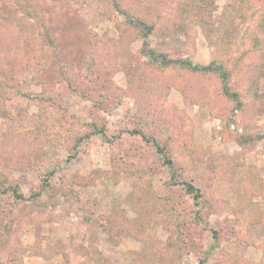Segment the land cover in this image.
Segmentation results:
<instances>
[{"label":"rangeland","instance_id":"1","mask_svg":"<svg viewBox=\"0 0 264 264\" xmlns=\"http://www.w3.org/2000/svg\"><path fill=\"white\" fill-rule=\"evenodd\" d=\"M0 264H264V0H0Z\"/></svg>","mask_w":264,"mask_h":264},{"label":"trees","instance_id":"2","mask_svg":"<svg viewBox=\"0 0 264 264\" xmlns=\"http://www.w3.org/2000/svg\"><path fill=\"white\" fill-rule=\"evenodd\" d=\"M127 20L134 25H139L146 29L147 31H151L153 26L146 22L145 20L138 19V18H131L130 15H126ZM146 43V42H145ZM145 55L148 56L151 61L155 63H159L160 65L164 67H169L171 65H178L181 69H187L191 71L200 72L201 74L209 75V74H215L219 77V79L223 83V89L224 91L235 97L239 98V94L237 92H231L230 87L228 86L230 72L225 68L224 65L218 64L214 61L210 62L209 64H199L194 63L190 59H183V58H171L169 55L165 52H160L158 50H155L154 48H144ZM100 133H105V130L103 128L98 130ZM143 137L147 141H152L149 136L146 134H143ZM157 151L160 155L166 156V149L165 147L157 144L156 145ZM166 162L169 164H172L173 161L171 159L166 158ZM181 184L185 186V189L187 192L192 194V196L197 200L201 197L199 189L191 182L182 181ZM18 197H23V194L18 193Z\"/></svg>","mask_w":264,"mask_h":264}]
</instances>
